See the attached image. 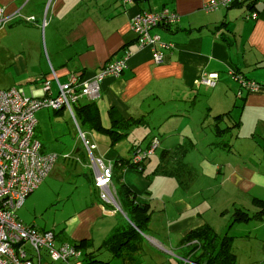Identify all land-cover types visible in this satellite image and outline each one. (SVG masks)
I'll return each instance as SVG.
<instances>
[{"label":"crops","instance_id":"crops-1","mask_svg":"<svg viewBox=\"0 0 264 264\" xmlns=\"http://www.w3.org/2000/svg\"><path fill=\"white\" fill-rule=\"evenodd\" d=\"M209 1L0 0L7 14L24 6L23 15L35 19L0 29V90L19 86L41 99L50 80L56 97L59 84L72 75L92 78L131 52L123 74L102 82L98 100L82 98L74 107L76 113L95 101L101 124L111 133L83 125L76 115L75 122L67 109L37 113L39 133L46 120L49 126L51 142L43 143L44 152L60 158L18 216L26 225L53 232L59 244L79 248L85 264L195 263V242L187 238L207 227L218 236L216 253L226 242L234 256L231 264H264V89L243 92L234 78L264 87V0H238L208 13L204 5ZM163 9L179 14L180 22L152 32L170 46L161 49L163 60L156 63L150 47L140 48L131 20ZM254 13L257 19H247ZM214 74L219 78L215 88L200 84ZM210 117L216 139L205 144L208 135L202 137L200 130ZM121 121L131 127L121 128ZM78 127L96 145L92 156L114 166L116 189L121 183L132 192L121 210L100 199ZM155 139L159 147L143 170L126 169L134 151L147 150ZM189 142V160L183 162L200 177L180 183L157 175L162 154ZM204 149L209 154L203 158ZM241 215L245 220L238 221ZM126 231V245L110 243L114 234ZM34 260L64 264L44 253Z\"/></svg>","mask_w":264,"mask_h":264},{"label":"built area","instance_id":"built-area-1","mask_svg":"<svg viewBox=\"0 0 264 264\" xmlns=\"http://www.w3.org/2000/svg\"><path fill=\"white\" fill-rule=\"evenodd\" d=\"M51 1V0H50ZM238 0H211L204 5L208 13L219 9L232 7ZM7 14L0 7V29L24 20L33 22V17H26L22 10ZM257 13L247 16V19H257ZM180 16L170 9L157 12H144L131 20L132 31L136 34L140 48L150 47L154 60H163L161 49L170 46L162 42L157 34L152 32L158 27L172 28L178 25ZM45 25V21H44ZM131 52L126 50L121 58L107 63L100 73L92 78L81 79L72 75L67 84H59V94L51 93L52 83L44 82L45 96L41 99L27 95L22 87L16 86L8 90H0V264H36L34 258L41 260L43 253L53 263L85 264L79 248L71 243H58L51 231H41L35 226L26 225L18 216L19 210L26 200L46 181L60 156L45 153L43 142L37 136V113L43 109L53 111L69 110L77 122L74 107L80 99L98 100L102 82L108 78H118L128 67ZM243 92L258 93L264 87L235 75ZM218 75H210L200 80V84L215 88ZM78 126V125H77ZM79 135L85 147L91 154L90 169L95 174V186L99 189L100 199L121 210L117 189L114 183V166L95 159L92 151L96 148L87 139V133L78 127ZM159 147L155 139L147 150L134 151L132 163L146 162ZM68 159L69 155L63 156ZM199 244L198 242H195ZM34 253V258L30 252ZM185 263H192L186 260Z\"/></svg>","mask_w":264,"mask_h":264},{"label":"trees","instance_id":"trees-1","mask_svg":"<svg viewBox=\"0 0 264 264\" xmlns=\"http://www.w3.org/2000/svg\"><path fill=\"white\" fill-rule=\"evenodd\" d=\"M77 106V105H76ZM76 117H79L82 121L83 125H88L92 129L99 131L101 133H111V131L106 130L103 128L101 124L99 109L97 107V104L95 101L88 102L86 105H84L82 108H78L77 112L75 113ZM227 116H230L228 114ZM224 116H221L223 118ZM115 118V117H114ZM120 124V127L124 129H128V127H131V124L128 126L123 125V121ZM139 123V122H135ZM82 126V125H81ZM116 127V120H113V127ZM227 129L219 130V132L224 133ZM126 135V133L124 134ZM190 147L188 145H180L176 148L174 152H167L165 151L162 154L161 157V165L157 169V175L161 176H171L175 177L180 183H183L188 177L187 175L191 174V171L188 168V165L183 162V158L185 155L189 152ZM146 162H143L141 164H135L132 163V161H127L124 163V166L126 169H133L135 171L141 172L144 168ZM116 167V165H115ZM188 180V179H187ZM117 194L118 198L120 200L121 206L124 208L129 204L130 199L133 198V194L131 191L126 189V186L124 184H117ZM136 209V208H135ZM245 215H241L237 220L242 221L245 220ZM138 227V226H137ZM131 234L135 230L131 229L129 231ZM129 232H123L118 234H114L110 239V243H113L114 241H117L121 243V245H126L128 241H126L129 237ZM137 234V233H136ZM138 235V234H137ZM218 236L213 233V231L207 227L200 230H196L192 232L188 238L187 243L190 242H198L191 244L193 247V250L191 253H195V262L196 264H204L205 262L207 264H231L233 263L234 256L230 254L226 250V242L222 243L221 249L216 253V241ZM126 241V242H125ZM123 243V244H122ZM198 245L199 247H196ZM191 259V258H190Z\"/></svg>","mask_w":264,"mask_h":264},{"label":"rangeland","instance_id":"rangeland-1","mask_svg":"<svg viewBox=\"0 0 264 264\" xmlns=\"http://www.w3.org/2000/svg\"><path fill=\"white\" fill-rule=\"evenodd\" d=\"M26 92H27V90H26ZM28 93V92H27ZM203 99H202V101H201V104H200V106L202 107V105H203ZM199 105V104H198ZM45 110V111H44ZM48 110H46V109H43V112H47ZM193 112H194V110H193ZM40 115V114H39ZM210 119L212 120V121H209V122H207L206 124H205V126L203 127V130H200L201 132L203 131V133H202V137H203V135H208V139H207V137H204L205 139H207V140H205L206 142H205V144H207L208 142H211L212 140H214L215 141V139H216V137H214L215 135H214V132H215V130H213V128L211 127V125H209V123L210 122H212V125L214 124V120H213V117H210ZM209 119V120H210ZM223 125V124H222ZM41 126H42V132L41 133H39V130H37V136L39 137V139L44 143H50L51 142V139L49 138V141L47 140V136H48V131H47V129H48V124H47V120H46V123H44V124H41ZM224 126V125H223ZM214 131V132H213ZM209 138H210V140H209ZM222 141V140H224V137L223 138H221V139H219V141ZM145 140H143V141H141V144L143 145L145 142H144ZM44 143V144H45ZM124 143H126V144H128L129 143V141L128 140H124ZM187 145H190V142H189V144H187ZM200 152H201V155H202V157L204 158V156H206V157H208V154H209V151L208 150H206V149H204L203 151L202 150H200ZM193 155H196L195 153L194 154H192V156L190 157V159L193 157ZM199 155V154H198ZM183 159H188L189 160V156H187V158H183ZM201 159V158H200ZM200 161V160H199ZM199 161L196 163V165L195 166H198V164H199ZM189 162V161H188ZM189 170L191 171V174L190 175H187L188 177H186L188 180L190 179V178H192L193 176L195 177V178H197V177H200V175L201 174H199V173H196L195 174V172H194V169H192L190 166H189ZM196 170L198 169V167H196L195 168ZM199 179V178H198ZM63 185V184H62ZM52 207H55V206H52Z\"/></svg>","mask_w":264,"mask_h":264},{"label":"water","instance_id":"water-1","mask_svg":"<svg viewBox=\"0 0 264 264\" xmlns=\"http://www.w3.org/2000/svg\"><path fill=\"white\" fill-rule=\"evenodd\" d=\"M205 264H207V263H205Z\"/></svg>","mask_w":264,"mask_h":264},{"label":"bare ground","instance_id":"bare-ground-1","mask_svg":"<svg viewBox=\"0 0 264 264\" xmlns=\"http://www.w3.org/2000/svg\"><path fill=\"white\" fill-rule=\"evenodd\" d=\"M84 258V257H83Z\"/></svg>","mask_w":264,"mask_h":264}]
</instances>
